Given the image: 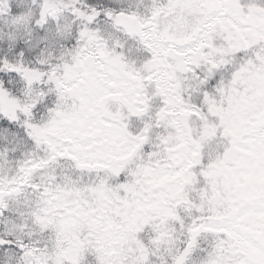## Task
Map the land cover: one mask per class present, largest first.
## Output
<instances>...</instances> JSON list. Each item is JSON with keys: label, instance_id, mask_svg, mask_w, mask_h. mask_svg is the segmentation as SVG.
<instances>
[{"label": "snow or ice", "instance_id": "snow-or-ice-1", "mask_svg": "<svg viewBox=\"0 0 264 264\" xmlns=\"http://www.w3.org/2000/svg\"><path fill=\"white\" fill-rule=\"evenodd\" d=\"M0 264H264V0H0Z\"/></svg>", "mask_w": 264, "mask_h": 264}]
</instances>
